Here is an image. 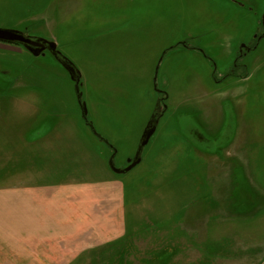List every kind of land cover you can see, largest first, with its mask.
<instances>
[{"label":"rangeland","instance_id":"374dc122","mask_svg":"<svg viewBox=\"0 0 264 264\" xmlns=\"http://www.w3.org/2000/svg\"><path fill=\"white\" fill-rule=\"evenodd\" d=\"M66 1L69 3L59 4ZM237 2L243 5L229 0H0V29L54 40L59 53L76 67L87 119L109 144L90 136L83 126L73 83L48 51L34 57L21 46L0 43L1 173L5 169L11 172V165H31L45 173L38 182L52 183L107 174L108 170L100 169L101 160L107 158H113L116 169H124L134 156L147 114L155 107L153 100L159 98L156 84L157 90L164 89L168 95L161 105L168 110L142 149L140 164L125 174L109 172L124 183L127 233L117 242L80 255L74 264L259 262L235 258L248 255L239 251L248 242L264 244V212L247 219L248 224L233 226L227 234L230 239L221 243L213 239L211 227L223 218L210 211L215 210L217 193L223 197L232 190L233 180L192 153L184 140L189 138L185 131L195 129L201 120L214 123L219 106L225 125L264 126V37L242 60L248 77L244 82L235 78L215 82L211 76L212 71L218 77L231 69L241 46H250L256 35L264 33L259 27L264 0ZM57 9H61L60 18L51 23L52 10ZM181 42L202 50L211 60L199 53L204 59L200 74L196 60L184 56L182 47L165 53ZM232 84V95L240 97L222 99L221 95L220 100L214 91ZM33 96L37 102L45 101L42 113L52 117L37 127L34 123L42 116L25 117ZM11 97L23 98V106L14 109ZM51 128L55 130L48 133ZM176 130L182 131V138ZM47 134L44 146L54 140V155L26 159L20 142ZM253 152L255 157H249L256 163L252 164L254 171L250 165V182L262 197L264 149ZM190 220L197 221L188 223ZM185 223L189 224L184 230L187 239L179 233ZM199 225L203 227H192ZM242 234L244 245H236ZM191 235L194 239H188Z\"/></svg>","mask_w":264,"mask_h":264},{"label":"crops","instance_id":"0c3cea01","mask_svg":"<svg viewBox=\"0 0 264 264\" xmlns=\"http://www.w3.org/2000/svg\"><path fill=\"white\" fill-rule=\"evenodd\" d=\"M68 3V1L59 2V4ZM235 4L243 5L241 3ZM60 10H52L49 20L51 23H55L57 17L60 18ZM44 19L42 16L41 21ZM53 42L55 43L54 40ZM182 50H184V56L194 57L196 61L193 62L196 64L198 74H200L203 65L201 61L204 60L201 55L189 49L183 48ZM190 52L197 54L199 58ZM195 67L194 69H196ZM247 78L237 79V81L244 82ZM232 86L233 84L222 89V91L214 92L219 94L220 100L221 95L222 99H225L232 95L230 91ZM161 91L166 94L167 100V93L164 89ZM244 95L246 101V94ZM232 96L240 97L235 94ZM33 97V106L29 105V109H26L25 117L32 120L42 116L41 121L34 123L37 127L39 124L44 125L50 122L52 117L42 113L43 102L45 101L40 99L42 102L40 106L37 98ZM219 98H216L218 106ZM157 99L156 97L153 100L155 105ZM10 101L14 109L23 106L21 102H25L20 97H11ZM233 105L238 111L237 105ZM219 107L217 108V120L214 123L207 119L205 122L201 120L195 129L185 131L189 138L185 137L184 140L187 143L185 145L191 149L192 153L198 154L201 160L209 165L221 168L222 175L233 180L232 190H228L229 194L223 197L217 193L215 210L210 211V213L214 212L223 218L211 227L213 239L221 243L223 239L231 238L227 234L233 226L248 224L247 221L249 220L247 219H256L260 212H264V199L262 198L264 195L261 197L260 193L257 192L258 190L250 182L252 178L250 165L252 166L256 161L249 157L250 155L255 157L256 152L253 150L264 149V141H262L264 140L262 137L264 126L225 125L223 107L220 110ZM154 108L147 114L146 123ZM78 110L80 111L79 106ZM167 110L168 106L166 105V108L162 109L154 134ZM80 119L82 120V118ZM146 123L144 124L146 125ZM145 125L138 138L137 146ZM83 126L87 128L85 125ZM53 130L55 129L51 128L47 132L50 133ZM176 132L173 131V133H179L181 136L182 131ZM89 134L91 136L90 131ZM45 137L48 138V134L35 140H26L23 144L20 142L26 159L30 155L36 160H42L43 156L49 153L54 155L51 152L54 148L52 144L54 140H50L51 144L44 146ZM256 137L260 139H254ZM101 162L103 164H101L100 169L111 172L107 165L108 158L106 162L103 160ZM13 164L17 163L14 162ZM226 165L227 168L224 170L223 167ZM252 170L254 171L253 166ZM10 171L5 169L2 173L0 172V264H74L80 255L117 242L127 233L124 183L121 179L113 176L112 172V174L107 172V174L97 178H66L63 181L41 183L38 182V179L43 177L45 173L39 172L31 165H25L21 168H14L11 165ZM237 183L240 189L237 188ZM195 221L197 220H190L188 223ZM188 223H185L184 228H178L179 233L185 235L186 239L187 233L184 230L188 228ZM154 227L156 226L154 225ZM192 227L199 229L203 226ZM219 230H227V233H219ZM192 236H189L188 239H191ZM240 239L236 241V245H244L245 240L243 239L245 237L243 234ZM246 244H248L247 247L239 251L248 253V255L235 259L244 258L250 262L259 261L256 264H264L263 242H256L255 244L248 242ZM253 254L257 255L255 259H252Z\"/></svg>","mask_w":264,"mask_h":264},{"label":"water","instance_id":"95a60500","mask_svg":"<svg viewBox=\"0 0 264 264\" xmlns=\"http://www.w3.org/2000/svg\"><path fill=\"white\" fill-rule=\"evenodd\" d=\"M230 1L233 3H238L236 0H230ZM260 23L264 26V15H263L262 19L260 20ZM0 43L21 46L34 57H38V56L42 55L45 51H48L56 60L58 58L57 56L61 55L59 53V51L57 50L55 43L52 40L49 41V40H46L43 38H35V37L25 36L23 33L19 32V31H14V30H2V29H0ZM241 48H245V46L242 45ZM163 56H164V53L159 58L158 63L162 60ZM61 57L64 59L63 61L66 62L67 64L62 65L59 61L58 62L67 71V73L70 77V80L73 83L74 94H75L79 109L81 111V117H82V120L84 122V125L86 127H88V125H90V128L89 127L88 128H89V131L91 132V134L92 133L97 134L93 128L92 123L90 121H88V119H87L86 105L84 104V102H82V93L78 87L80 84V81H81V75L78 72V70L76 69V67H74V65L69 60H67L64 56H61ZM153 82H155V76H154ZM154 87H155V84H154ZM155 91L157 93L163 92V91L157 90L156 87H155ZM161 105L162 104L160 103V99L158 98L156 105H155V108L153 110L155 112L156 116L151 114L148 122L145 125V128L142 132V135L140 137V140H139V143H138L134 157L127 161V163H128L127 167L124 169H116L113 165V161H112L113 158H108L107 165H108L109 170L113 174H115V175L119 174L120 175V174L128 173L129 171H131L134 167H136L140 163L141 151L148 144L149 139L154 134L156 126H157L158 121H159V118L161 116L162 109L166 108V106L161 107Z\"/></svg>","mask_w":264,"mask_h":264},{"label":"trees","instance_id":"16d2710c","mask_svg":"<svg viewBox=\"0 0 264 264\" xmlns=\"http://www.w3.org/2000/svg\"><path fill=\"white\" fill-rule=\"evenodd\" d=\"M176 47H182V48H185V49L197 51L198 53H201L206 60L211 62V60L204 54V52L202 50L197 49V48H192V47L188 46L185 42H181V43L176 44L175 46H173V47L169 48L168 50H166L165 53H167L168 51H170V50H172V49H174ZM165 53H164V55H165ZM61 56L62 55L57 56L58 58H57L56 61L57 62L59 61L62 65L67 64L66 62L63 61L64 59ZM211 66H213V64H211ZM235 69H237V70L240 69V70H239V72H236L237 70H234V72L227 71V73L225 75L223 74L222 76H218V77L216 76L215 72L212 71V74H211L212 79L215 82H222V81L226 80L229 77L242 78V79L247 77L246 68L244 66H241V65L237 64L235 66ZM159 99H160V103L164 105L165 104V100H166V94L164 92H159ZM152 114L154 116H156L154 111H153ZM88 127L90 128V125H88ZM92 134L97 140L101 141L102 143H104L105 145H107L109 147L108 142L106 140H104L101 136H99L98 134H94V133H92ZM110 246H112V245H110Z\"/></svg>","mask_w":264,"mask_h":264},{"label":"flooded vegetation","instance_id":"af4514ba","mask_svg":"<svg viewBox=\"0 0 264 264\" xmlns=\"http://www.w3.org/2000/svg\"><path fill=\"white\" fill-rule=\"evenodd\" d=\"M259 27L264 30V26L261 23H259ZM263 37H264V33H262L260 35H256L254 37L253 42H252V44L250 46H248V47L245 46V48H241L238 51L237 55H235L233 65H232L231 69H229L228 71L234 72V70H237V69H235V66L237 64L241 65V66H244L246 68V66L242 63L243 58H245L248 54H250L252 51L257 49L258 44H259L260 40ZM239 70H237L236 72H239ZM226 73H224V75ZM229 78H234V77H229ZM229 78H227V79H229ZM235 79H242V78H235ZM127 165H128V163H127ZM127 165H125V166H127Z\"/></svg>","mask_w":264,"mask_h":264}]
</instances>
